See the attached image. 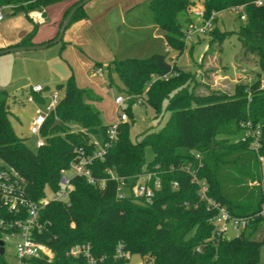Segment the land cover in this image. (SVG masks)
Listing matches in <instances>:
<instances>
[{"label": "trees", "instance_id": "obj_1", "mask_svg": "<svg viewBox=\"0 0 264 264\" xmlns=\"http://www.w3.org/2000/svg\"><path fill=\"white\" fill-rule=\"evenodd\" d=\"M57 1L62 0H0V4L8 5L10 14L28 15ZM80 1L73 0L69 9ZM196 2H200L205 16L242 6L246 17L235 33L243 53L256 58V78L236 83L231 92L209 89L199 93L192 91V72L171 63L165 53L110 60L106 65L108 86L115 73L130 103L136 96L143 97L158 115L165 102L169 116L158 131H144L136 141L129 137L130 122H117L114 141L102 160L92 162L91 172L102 178L112 169L133 179L155 172L161 187L148 203L131 194L117 197L115 181L107 180L106 186L99 188L84 177H72L69 204L49 201L40 212L44 225L39 239L51 247L54 257L38 264H87L83 257L68 254L75 244H88L98 264L126 261L114 258L118 245L130 254H139L144 264H258L264 250L261 224L255 223L232 238L217 237L212 231V212L199 199V185L193 179L204 180L207 195L234 215L255 213L264 199L260 184H249L260 181L258 155L264 156V88L260 87L264 75V0H149L153 22L178 55L184 50L178 15L188 14ZM82 16L80 6L69 24ZM185 20L189 22V16ZM216 20L217 16L214 28ZM34 33L35 28L13 46L31 45ZM229 33L218 34L217 40L221 42ZM56 86L63 88V95L47 115L41 128L44 144L35 151L14 132L9 94L0 89V160L25 177L28 196L33 200L45 196L47 187L57 190L60 169L69 167L76 149L90 151L91 135L107 140L110 126L102 123L100 111L93 105L99 98L91 90L78 87L72 75ZM126 113L131 117L129 107ZM246 121L259 126L258 152L249 146L251 137L241 139ZM146 146L153 153L149 161ZM7 216L0 206V217Z\"/></svg>", "mask_w": 264, "mask_h": 264}, {"label": "rangeland", "instance_id": "obj_2", "mask_svg": "<svg viewBox=\"0 0 264 264\" xmlns=\"http://www.w3.org/2000/svg\"><path fill=\"white\" fill-rule=\"evenodd\" d=\"M59 1L50 4L54 6ZM131 13L126 16L128 25L119 29L117 35L113 34V43L110 35L111 48H114L118 58L137 57L143 58L154 52L166 54L167 59L176 65L183 67L193 74L192 91L207 93L209 89H216L224 92H231L236 83L252 82L256 78V58L252 54H244L241 44L235 31L243 24L239 17L242 7L238 9H225L219 11L217 20L212 29L202 35H192L189 38L183 37L184 50L178 52L165 44L161 32L155 31V23L152 20L149 0H134ZM201 6L196 2L191 8ZM32 12V11H31ZM30 13V12H29ZM10 14L9 8L6 15ZM195 18L194 14L179 13L178 18L181 27L186 28V17ZM4 22V20H3ZM143 24L142 30L136 28ZM113 24L110 25L112 29ZM215 29V30H214ZM230 33L220 42L217 35ZM154 34V35H153ZM158 50V51H153ZM100 52L94 48H87L82 43H65L64 38L41 49H28L23 51H11L0 54V89H5L9 94L10 122L14 132L23 139L25 145L35 151L36 135L29 131L31 119L35 116L36 110L43 111L48 103L49 95L56 91L58 97L63 95V88L56 85L63 83L67 77L74 78L76 85L86 88L99 98L98 104L93 105L100 111L103 124L114 125L119 121V112L126 113L129 107L131 117L127 118L129 124V137L132 141L139 140L144 131H158L168 119L169 111L165 109L166 103H162V110L155 113L153 107L145 101V98L136 96L133 102H129L122 83L115 73L112 74L113 83L107 85L106 65L108 60L99 61L101 66H95ZM101 57V55H100ZM96 67L103 69L104 75L95 73ZM47 86L43 92V102L27 101L26 88L30 83ZM261 84V82H260ZM49 94V95H47ZM122 96L125 100L118 107L115 102L116 96ZM127 114V113H126ZM132 120V121H130ZM75 128V127H73ZM97 140L102 141L101 136ZM152 150L145 147V158L149 161L152 157ZM2 161L0 160V164ZM260 181H251L250 185H259L264 189V181L260 174ZM46 196L50 197L54 191L47 187ZM242 230L235 231L232 228L225 233L226 238L238 235ZM13 241L6 242V260L14 261ZM121 264H144L142 257L137 253H131L126 261ZM258 264H264V250H261Z\"/></svg>", "mask_w": 264, "mask_h": 264}, {"label": "built area", "instance_id": "obj_3", "mask_svg": "<svg viewBox=\"0 0 264 264\" xmlns=\"http://www.w3.org/2000/svg\"><path fill=\"white\" fill-rule=\"evenodd\" d=\"M261 1H257L260 4ZM242 7V6H240ZM8 5L0 4V20L6 15ZM239 8V7H238ZM237 8V9H238ZM188 13L194 14L195 18H190L184 31L185 38L192 35H202L210 31L213 27V20L216 17V12H211L205 16L201 6L190 8ZM35 20V17L31 15ZM245 13L241 11L240 18L245 20ZM95 73L103 76L104 72L101 67H96ZM163 75L162 78H165ZM260 87L264 88V75L260 80ZM43 90V85L35 84L31 86L30 92L26 96L27 101H34V93H39ZM130 97L127 96L126 99ZM58 93L56 91L49 95V101L42 110L37 109L35 116L29 124V131L36 135V146L40 147L44 144V138L41 135V128L45 122L47 115L54 111L58 101ZM125 100L122 96L115 97V102L118 107ZM119 121L127 120V114L119 112ZM107 140L99 141L96 136L91 135L90 142L93 147L90 151L84 149H76L75 159L70 163L68 168L60 169L59 186L54 191L53 195L47 197L46 194L39 200H33L28 196L26 190L25 177L13 166L6 163L0 164V206L5 209L8 216L0 217V240L2 241L3 252L0 254V264H38L40 260L51 261L54 257V252L49 245L39 239V235L43 230L44 221L40 217V212L49 201L63 202L69 204V192L71 189V178L74 176L84 177L90 184L97 185L99 188L106 186L107 180L116 182V196L123 198L129 194L151 203L155 191L160 189V178L155 172H145L138 174L133 178L123 177L118 175L112 169L106 170V176L98 178L91 172L90 165L96 159L102 160L107 147L114 141L116 135L115 124L110 125L107 130ZM260 130L259 126H252L250 121L244 123V133L241 137L244 140L251 137L249 144L250 148L258 152L261 146L259 141ZM196 157H199L196 154ZM259 171L264 181V156L258 155ZM133 179V180H132ZM198 183V197L205 203L206 209L212 212L211 223L212 231L217 237H225V233L232 228L235 231L245 230L255 223H260L264 228V199L260 204L259 209L253 214L234 215L220 202L214 200L207 195V184L204 180L193 179ZM175 185V183H174ZM264 187V185H263ZM186 206L187 202L184 203ZM196 206V204L194 205ZM13 241L14 261L6 260V242ZM196 250H200L197 246ZM68 254L74 257H83L87 264H98V259L91 253L88 244H75L71 246ZM130 253L122 250L118 245L114 258L127 259ZM100 258L99 260H101Z\"/></svg>", "mask_w": 264, "mask_h": 264}, {"label": "crops", "instance_id": "obj_4", "mask_svg": "<svg viewBox=\"0 0 264 264\" xmlns=\"http://www.w3.org/2000/svg\"><path fill=\"white\" fill-rule=\"evenodd\" d=\"M133 1L134 0H89L83 5L84 16L74 20L65 28L62 34L65 43L74 45L80 42L87 48L92 47L95 51L98 50L101 57L98 55L97 63H100L99 61H101V59L104 61L108 60L109 62L113 58H118L115 55L114 48H111L110 39L114 43L115 39L112 40L114 37L113 34H120V32H118L119 29H124V25L127 23L126 16L132 12L130 9L133 7ZM72 2L73 0H62L52 7H46L41 11H32L28 13V15L23 13L5 15L4 18L0 20V48L13 46L23 37L27 36L34 28L35 33L31 37V45L42 44L54 39L57 36L64 13L72 5ZM31 15L35 17V20ZM111 24H113L112 29H110ZM127 24L130 25L129 23ZM138 29L142 30L143 24L140 23L136 30ZM154 30L161 32L156 24ZM107 35H110L109 41H107ZM166 46L168 47L167 44ZM35 84H38V82L28 85L25 90L26 95L30 92L31 86ZM46 88L47 86L43 85V90L41 92L34 93L35 98L41 99V101L35 99L36 101L43 102V92ZM47 98L49 100V97ZM93 103L97 105L98 100Z\"/></svg>", "mask_w": 264, "mask_h": 264}, {"label": "water", "instance_id": "obj_5", "mask_svg": "<svg viewBox=\"0 0 264 264\" xmlns=\"http://www.w3.org/2000/svg\"><path fill=\"white\" fill-rule=\"evenodd\" d=\"M88 1L89 0H81L78 4L72 6L69 9L68 13L65 15V17L63 18V20L59 26L57 36L54 39H52L51 41H48V42H45L42 44H34V45H22V44H20L17 46L4 47V48L0 49V54L6 53V52H11V51H23V50H28V49H41V48L46 47L48 44H52V43L59 41L62 37V34H63L65 28L69 24L70 19H71L72 15L74 14L75 10L80 6H83ZM57 123H58V120L56 121L55 124H57ZM2 252H3V247H2V241L0 240V254L1 255H2Z\"/></svg>", "mask_w": 264, "mask_h": 264}, {"label": "bare ground", "instance_id": "obj_6", "mask_svg": "<svg viewBox=\"0 0 264 264\" xmlns=\"http://www.w3.org/2000/svg\"><path fill=\"white\" fill-rule=\"evenodd\" d=\"M47 98V97H46Z\"/></svg>", "mask_w": 264, "mask_h": 264}]
</instances>
